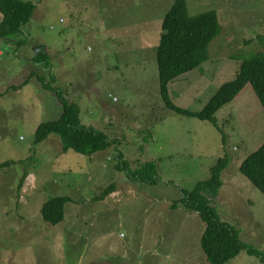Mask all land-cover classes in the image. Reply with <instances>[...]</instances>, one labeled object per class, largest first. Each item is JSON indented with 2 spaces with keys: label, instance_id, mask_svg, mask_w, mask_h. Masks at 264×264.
I'll list each match as a JSON object with an SVG mask.
<instances>
[{
  "label": "rangeland",
  "instance_id": "rangeland-1",
  "mask_svg": "<svg viewBox=\"0 0 264 264\" xmlns=\"http://www.w3.org/2000/svg\"><path fill=\"white\" fill-rule=\"evenodd\" d=\"M175 1L39 0L22 34L0 38V164L34 160L20 191L23 165L0 170V264H208L205 224L171 205L179 189L205 181L225 152L230 162L212 205L264 254V194L238 170L264 144V109L249 84L216 113L217 126L165 105L157 48ZM186 2L190 17L213 11L220 27L209 60L169 85L176 106L199 112L241 62L263 50L264 0ZM18 39L25 45L17 48ZM38 51L49 58L48 70L34 64ZM29 75L26 86L13 88ZM41 78L78 105L83 125L119 144L92 157L64 154L53 134L35 145L36 126L63 112ZM116 149L132 170L153 162L162 182L128 181L115 168ZM111 185L115 192L98 199ZM53 197L71 198L56 225L40 215ZM228 264L262 263L242 252Z\"/></svg>",
  "mask_w": 264,
  "mask_h": 264
},
{
  "label": "trees",
  "instance_id": "trees-1",
  "mask_svg": "<svg viewBox=\"0 0 264 264\" xmlns=\"http://www.w3.org/2000/svg\"><path fill=\"white\" fill-rule=\"evenodd\" d=\"M38 3L39 0H0L2 15L0 38L22 34L23 29L31 22ZM219 28L215 12L190 17L186 0H176L164 17L157 48L159 90L165 105L178 114L196 117L215 126H217L216 112L229 104L247 84L252 86L264 109V35L259 36L263 50L252 59L241 62L234 79L222 83L201 111L193 112L178 107L171 101L170 83L193 72L209 60V47L218 35ZM24 45L23 39L15 41L17 48ZM33 62L35 65H42L45 70L50 68L49 58L41 51L33 57ZM33 77L34 75H29L22 85L13 88L26 86L27 81ZM37 82L44 90L55 95L63 107V112L57 119L46 120L36 126L35 145L44 142L49 135L53 134L58 137L64 154L73 152L78 156L92 157L119 144V142L111 141L104 131L83 125L80 122L78 105L69 102L58 87H52L53 81L45 83L41 78ZM222 143L224 144V137ZM116 155L115 168L124 174L128 181L149 187H157L162 182L157 165L153 162H146L139 169L132 170L118 149H116ZM33 161V157H28L25 161L6 162L0 164V170L8 169L10 164L23 165L25 170L17 186V190L20 191L27 178V170L33 165ZM229 162L230 157L225 152L224 156L210 168L209 177L205 181L198 182L192 191L179 189L181 198L174 201L171 208L176 210L181 207L187 213L197 214L205 224L201 236V248L208 264H228L242 252L250 257H257L264 264V254L255 247L243 243L236 229L222 221L212 205L222 187V173ZM238 170L250 184L264 194V144L248 155ZM172 184V182L167 183L168 186ZM115 190L116 185H111L98 199H106ZM70 201L71 198L63 197H53L45 201L40 208L42 220L51 225L62 222L65 218L66 205Z\"/></svg>",
  "mask_w": 264,
  "mask_h": 264
},
{
  "label": "crops",
  "instance_id": "crops-1",
  "mask_svg": "<svg viewBox=\"0 0 264 264\" xmlns=\"http://www.w3.org/2000/svg\"><path fill=\"white\" fill-rule=\"evenodd\" d=\"M186 76H187V74L184 75V78H185V79H184L183 81H186V80L188 79V77H186ZM14 87H15V86H14ZM221 109H222V108H221ZM221 109H219V110H221ZM219 110H218V111H219ZM218 111H217L216 113H218ZM60 114H62V113H60ZM215 117H216V114H215Z\"/></svg>",
  "mask_w": 264,
  "mask_h": 264
}]
</instances>
